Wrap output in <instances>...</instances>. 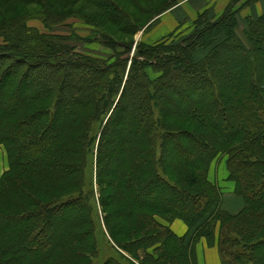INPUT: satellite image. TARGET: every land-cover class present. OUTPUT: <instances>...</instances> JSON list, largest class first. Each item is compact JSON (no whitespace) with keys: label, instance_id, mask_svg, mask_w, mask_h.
<instances>
[{"label":"trees","instance_id":"trees-1","mask_svg":"<svg viewBox=\"0 0 264 264\" xmlns=\"http://www.w3.org/2000/svg\"><path fill=\"white\" fill-rule=\"evenodd\" d=\"M183 1L0 0V264H198L200 239L222 264H264V14L240 20L262 0H231L219 18L207 10L131 57L134 37ZM69 20L97 35L54 33ZM220 154L238 214L209 181ZM97 185L100 213L113 210L105 228ZM101 239L115 256L102 260Z\"/></svg>","mask_w":264,"mask_h":264},{"label":"crops","instance_id":"crops-1","mask_svg":"<svg viewBox=\"0 0 264 264\" xmlns=\"http://www.w3.org/2000/svg\"><path fill=\"white\" fill-rule=\"evenodd\" d=\"M230 2L231 0H185L175 8L161 15L156 26L150 32L152 34L156 31L155 28L159 27L160 29L154 33L157 36H162L161 38H165L176 31H187L186 33H188L192 28L190 30V27H186L185 24L190 25L192 19L197 17V15L210 10L214 17L219 18L225 12ZM262 14H264V0L248 8H244L240 12V20L244 21L249 16L259 17ZM243 29L244 24L239 27V34L242 33ZM226 163L227 161L213 163L209 173V180L221 189L223 209L234 215L238 214L245 205L244 200L235 193V184L229 181V172ZM172 230L179 237H183L188 233V228L182 221H176L172 225ZM196 255L198 264H222L217 245L209 246L205 239L197 243Z\"/></svg>","mask_w":264,"mask_h":264},{"label":"rangeland","instance_id":"rangeland-1","mask_svg":"<svg viewBox=\"0 0 264 264\" xmlns=\"http://www.w3.org/2000/svg\"><path fill=\"white\" fill-rule=\"evenodd\" d=\"M165 2V1H164ZM161 3H163V2H161ZM27 8V12H25L24 10H23V12L24 13H26L25 14V16H30V15H33V14H35L37 11H38V8H35V7H29V9H28V7H26ZM189 9H192V8H189ZM195 10H196V8H194ZM91 9H83V11H84V13L83 14H91V13H94V14H96V12H93V11H90ZM198 17H199V15H197V17H195V18H193L192 19V21H191V23H190V25H188V24H185V26L187 27V26H192L193 25V23H194V21H196L197 19H198ZM195 19V20H194ZM167 22V21H166ZM28 23V25L30 26V27H32V28H37V29H39V30H41V31H43V32H46V30L44 29V27H43V25L41 24V22L40 21H37V20H32V21H28L27 22ZM156 24H157V22L154 24V26L153 27H155L156 26ZM147 27H148V25L145 27V28H143L137 35H136V37H134V40H135V46H134V49H135V47H136V44L137 43H139V44H146V45H149V44H153V43H155V42H158V41H160L162 38V36H157L156 35V33H154V32H156L157 30H159L160 28L159 27H156L155 28V30L156 31H154L152 34H151V30H152V28L150 29V30H148L147 29ZM162 28V27H161ZM104 29H105V31L108 33V34H110L111 36H113V37H115V39H121V37L119 36V34H117L116 32H114L113 31V29L110 27H106L105 25H104ZM148 30V31H147ZM75 33V34H77V35H79L80 37H83V38H86V37H91V36H96L97 35V33H96V31L95 30H93V29H91V28H88L87 26H85L84 24H82V23H79V22H77L76 20H69L68 22H67V25L66 26H61V28H59L57 31H55L54 33L55 34H57V35H70L71 33ZM91 35V36H90ZM133 38H130V37H127V38H125L124 40L125 41H131ZM0 43H2V39H0ZM69 45H73V46H76V47H78L79 48V46L81 47V48H87V49H89V50H92V51H98V49H99V47L97 46V45H94V47H88L87 45H85V44H82V43H80V42H75V41H70V44ZM134 49H133V51H134ZM132 51V53H131V57H133L132 56V54H135L136 55V52L134 53ZM153 77H154V75H152ZM69 109H70V107H68ZM109 117V116H108ZM108 117H107V119H108ZM115 140V138H113L112 139V141H114ZM125 146L126 145H121L120 143H117V146H115V151H114V155L115 154H117V153H120V152H122V150L125 148ZM175 151L177 152V154H184V152L183 151H181V149L180 148H176L175 149ZM96 153V152H95ZM112 154V153H111ZM181 155H179V156H181ZM228 160V156L227 155H225V154H220L216 159H215V161L213 162V163H219V162H226ZM92 163H93V166H94V170H95V173H96V157H95V155H94V157H93V159H92ZM211 168H212V166H211ZM9 171V156H8V153H7V150H6V148L4 147V146H0V179L3 177V175L4 174H6V172H8ZM117 170L116 169H112V170H109L108 169V174L107 175H109V176H111V175H113L114 173H116V175H119L118 174V172H116ZM95 173L91 176V181H93V183H95V177H96V175H95ZM112 178V177H111ZM210 181V180H209ZM211 182V181H210ZM235 184V183H234ZM95 188L97 189V191H96V193L97 194H95V198H94V200H95V202H96V204H97V207L98 208H96L97 209V211H95V214H96V217H97V223L99 222L100 223V219H101V224H102V227L103 228H105V221H104V219H105V217H106V215H111L112 213H113V210H112V208L110 207V208H107L106 209V213H100V211H102V210H104L103 209V207L101 206V204L99 203V201H100V194L98 193V188H99V185H97V187L95 186L94 187V190H95ZM85 192H86V195H88L89 194V192H90V185L89 184H87V187H86V189H85ZM160 192V190H157L156 191V193H146V194H148L147 196H148V198H153V197H156V195H158V193ZM222 197H223V195H222ZM99 210V211H98ZM105 211V210H104ZM77 219V218H76ZM99 220V221H98ZM158 221L161 223V224H163V225H165V226H169L170 228H171V230H172V225L176 222V221H181V220H175V221H173V222H171V223H169V222H167L166 220H163V219H158ZM184 225L187 227V225L184 223ZM17 225H11V224H9V225H7V226H5V227H3L2 229H1V231H9V230H11V229H13V228H15ZM101 227V229H103ZM188 228V227H187ZM173 231V230H172ZM189 231V230H188ZM174 232V231H173ZM175 234V233H174ZM188 235V233L185 235V236H183V237H186ZM192 239V238H191ZM101 240H103V239H101ZM200 240H202V239H200ZM199 240V241H200ZM206 240V239H205ZM198 241V242H199ZM103 242H104V245H106L107 246V248L109 249V252H105V250H103V255H102V260L103 259H105L107 256H115L114 254H113V252H112V250H111V248L109 247V245L108 244H106V242L103 240ZM217 248H218V246H217ZM219 251V250H218ZM220 254V253H219Z\"/></svg>","mask_w":264,"mask_h":264},{"label":"bare ground","instance_id":"bare-ground-1","mask_svg":"<svg viewBox=\"0 0 264 264\" xmlns=\"http://www.w3.org/2000/svg\"><path fill=\"white\" fill-rule=\"evenodd\" d=\"M157 19H159V17H158V18H156L155 20H157ZM155 20H154V21H155ZM65 36H66V35H65ZM135 50H136V49H134V51H133L134 53H135ZM132 55H134V54H132Z\"/></svg>","mask_w":264,"mask_h":264}]
</instances>
